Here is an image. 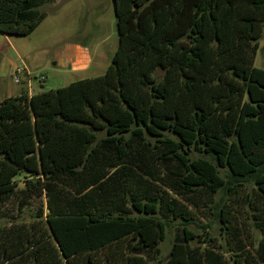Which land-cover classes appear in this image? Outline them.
<instances>
[{
    "label": "trees",
    "instance_id": "obj_1",
    "mask_svg": "<svg viewBox=\"0 0 264 264\" xmlns=\"http://www.w3.org/2000/svg\"><path fill=\"white\" fill-rule=\"evenodd\" d=\"M38 1L0 0V34L30 36ZM114 3L105 74L0 102V216L38 204L34 222L0 227V264H148L177 220L166 264H264L259 215L256 247L226 208L227 248L188 228L246 182L264 215V0Z\"/></svg>",
    "mask_w": 264,
    "mask_h": 264
},
{
    "label": "rangeland",
    "instance_id": "obj_2",
    "mask_svg": "<svg viewBox=\"0 0 264 264\" xmlns=\"http://www.w3.org/2000/svg\"><path fill=\"white\" fill-rule=\"evenodd\" d=\"M37 3L33 9L35 18L44 16V19L30 36H17L13 41L24 62L21 66H25L31 74L30 84L33 92L56 90L78 80L105 74L119 44L114 0H48ZM259 42L254 67L264 70V29ZM77 46L86 48L92 58L89 66L78 71L72 67L75 58L73 52L75 53ZM8 52L14 55L10 47L0 43V54L5 55ZM163 74L160 69L155 72L158 80L162 79ZM42 79L44 80L41 84ZM23 89H28L27 84H16L11 75L0 78V101L7 97L19 96ZM103 136L104 134L99 135L100 138ZM194 157L200 155L194 154ZM220 174L226 182L230 180L227 169H220ZM22 186L23 183L20 182V187ZM254 190L252 182H246L244 187L240 188L238 197L221 190L214 196L211 209L195 211L194 222L189 224L188 228L199 236L215 238L227 248L226 228L229 225L221 222L217 216L226 208L233 224L230 234L249 238L256 247L262 233L255 216L259 215L264 220V215L261 216L254 206L248 204L247 194L256 203ZM8 208L11 209L12 206ZM37 209L38 204H32L19 213L0 216V227L13 223L29 225L34 222ZM181 229L179 220L170 223L165 240L156 250L143 254L148 264H166L173 243L181 236ZM197 244L198 242H193V245Z\"/></svg>",
    "mask_w": 264,
    "mask_h": 264
},
{
    "label": "crops",
    "instance_id": "obj_3",
    "mask_svg": "<svg viewBox=\"0 0 264 264\" xmlns=\"http://www.w3.org/2000/svg\"><path fill=\"white\" fill-rule=\"evenodd\" d=\"M14 40H15V36H8V35L0 34V43L6 44L14 52V55L11 54V52L6 53L5 55L0 54V78L3 79V78H6L7 76L10 77V75H11V77L13 76L14 82L16 84H19L21 82H23V84H27L28 89L27 90L23 89L21 93L25 92L29 96H31V95H33L35 93L33 92V90L31 88H29V83H28V80H27L28 79L27 76L23 75L20 78L19 82L15 81V70H16L17 67H20L21 64L23 65L24 62L21 59L20 53L16 50V48L14 46V44H15L13 42ZM73 54H74V57H75L74 61H73V65H72L74 70L78 71V70L84 69L87 66H89L92 58L90 57V55L87 52L86 48L77 46L75 48V53L73 52ZM62 64L63 65L65 64L64 60H62ZM7 98H10V97H7ZM7 98H5V99H7Z\"/></svg>",
    "mask_w": 264,
    "mask_h": 264
},
{
    "label": "built area",
    "instance_id": "obj_4",
    "mask_svg": "<svg viewBox=\"0 0 264 264\" xmlns=\"http://www.w3.org/2000/svg\"><path fill=\"white\" fill-rule=\"evenodd\" d=\"M23 75L27 76V78H28L27 80H28V83H29V88H31V85H30V75L31 74H30L29 70L27 68H25V67H22V66L17 67L16 70H15V81L19 82L20 78ZM43 80L44 79H42L41 84L43 83Z\"/></svg>",
    "mask_w": 264,
    "mask_h": 264
},
{
    "label": "water",
    "instance_id": "obj_5",
    "mask_svg": "<svg viewBox=\"0 0 264 264\" xmlns=\"http://www.w3.org/2000/svg\"><path fill=\"white\" fill-rule=\"evenodd\" d=\"M114 5H115V3H114Z\"/></svg>",
    "mask_w": 264,
    "mask_h": 264
}]
</instances>
